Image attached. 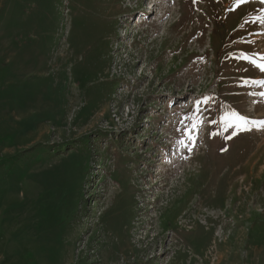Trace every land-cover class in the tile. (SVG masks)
<instances>
[{
  "label": "rangeland",
  "instance_id": "rangeland-1",
  "mask_svg": "<svg viewBox=\"0 0 264 264\" xmlns=\"http://www.w3.org/2000/svg\"><path fill=\"white\" fill-rule=\"evenodd\" d=\"M257 17L0 0V264H264Z\"/></svg>",
  "mask_w": 264,
  "mask_h": 264
},
{
  "label": "snow or ice",
  "instance_id": "snow-or-ice-1",
  "mask_svg": "<svg viewBox=\"0 0 264 264\" xmlns=\"http://www.w3.org/2000/svg\"><path fill=\"white\" fill-rule=\"evenodd\" d=\"M248 2V0H237V7H239L241 4ZM262 3H264V0H261ZM257 19L261 22L264 23V17H257ZM258 59L254 58L251 55L248 54H244L242 56L243 59L249 61L251 64H253L254 66H256L257 68L260 69V71L264 72V55H259L258 54ZM251 83H256V84H260L261 86H264V80H256V81H251ZM235 115V119L239 122L237 123V127H239L241 130L243 131H250L251 128L246 127V125L249 123L248 119L242 116H239L238 114H234ZM253 124H257L258 127L261 130H264V121H252ZM193 127H195V125H193ZM189 132H191V130H189Z\"/></svg>",
  "mask_w": 264,
  "mask_h": 264
},
{
  "label": "bare ground",
  "instance_id": "bare-ground-1",
  "mask_svg": "<svg viewBox=\"0 0 264 264\" xmlns=\"http://www.w3.org/2000/svg\"><path fill=\"white\" fill-rule=\"evenodd\" d=\"M156 6V5H155Z\"/></svg>",
  "mask_w": 264,
  "mask_h": 264
}]
</instances>
